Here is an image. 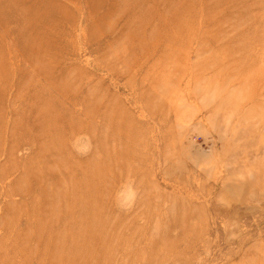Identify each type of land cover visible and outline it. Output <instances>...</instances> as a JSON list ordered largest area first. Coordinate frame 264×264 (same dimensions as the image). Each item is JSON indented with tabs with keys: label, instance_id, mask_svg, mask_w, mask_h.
I'll return each instance as SVG.
<instances>
[{
	"label": "rangeland",
	"instance_id": "obj_1",
	"mask_svg": "<svg viewBox=\"0 0 264 264\" xmlns=\"http://www.w3.org/2000/svg\"><path fill=\"white\" fill-rule=\"evenodd\" d=\"M0 264H264V0H0Z\"/></svg>",
	"mask_w": 264,
	"mask_h": 264
},
{
	"label": "bare ground",
	"instance_id": "obj_2",
	"mask_svg": "<svg viewBox=\"0 0 264 264\" xmlns=\"http://www.w3.org/2000/svg\"><path fill=\"white\" fill-rule=\"evenodd\" d=\"M19 1L22 2L23 0H19ZM14 3H15V0H10V8ZM43 8H44V10H43ZM52 9H54V8L52 7ZM52 9H48L46 3L42 2V3H37L30 10H27L25 12V15L22 17V22L25 25V32L27 33L28 25H33V27L36 28L37 31H40L41 30L40 29L41 24H44L45 22L49 21L50 15L53 13ZM39 21H41V24H37V23H39ZM50 23H51V21H50ZM22 35L25 37V34H22ZM76 184L77 183H75V185ZM88 194H89V192L86 191L84 194H82L81 199L85 200V197ZM76 199L77 198H75V200H74V207H77L76 201L81 200V199H77V200ZM78 204H82V202L80 201Z\"/></svg>",
	"mask_w": 264,
	"mask_h": 264
}]
</instances>
